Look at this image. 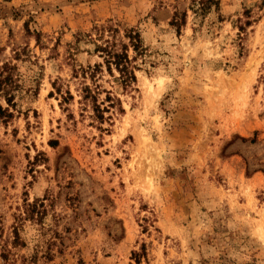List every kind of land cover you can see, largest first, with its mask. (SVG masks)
Segmentation results:
<instances>
[{
    "label": "rangeland",
    "instance_id": "374dc122",
    "mask_svg": "<svg viewBox=\"0 0 264 264\" xmlns=\"http://www.w3.org/2000/svg\"><path fill=\"white\" fill-rule=\"evenodd\" d=\"M198 1L0 0V264H264V0ZM109 25L144 54L97 121L73 71Z\"/></svg>",
    "mask_w": 264,
    "mask_h": 264
},
{
    "label": "trees",
    "instance_id": "16d2710c",
    "mask_svg": "<svg viewBox=\"0 0 264 264\" xmlns=\"http://www.w3.org/2000/svg\"><path fill=\"white\" fill-rule=\"evenodd\" d=\"M195 5H192V11L194 14L204 15L207 11L211 9V6H214V9L218 10V1L216 0H199ZM185 21L184 13L180 16L179 13H174L172 21L170 25L174 26L177 30L183 25ZM94 31L96 32L97 38L91 40L93 43V54L99 55L103 59L102 64H94L93 66H87L85 68L79 66L78 69H75L74 78L81 79V93L82 100L88 101L91 103L92 111L94 113V118L97 121H103L105 118L104 114L109 113V110L113 108L115 100L110 96L109 92L106 93V98L104 101H99V87L96 84L98 76L102 73V66L105 67L106 72L110 76H114L112 71L114 70L118 77L114 78L116 82H118L124 90H127L131 87L132 84L136 82V77L134 72L138 70V67L134 65L137 58L143 56L144 48L141 45L140 34L133 30H126L124 38L127 39V43H124L116 38L119 33L118 29L109 26L102 27H94ZM105 33L107 34V38H104ZM99 42V43H98ZM132 50L134 53L133 57H129V50ZM13 68L8 64H4L2 70L0 71V97H3L8 107H13V94L11 93V87L13 83L12 77ZM90 80L92 85H94V89L90 88L85 81ZM55 90L57 93L61 92V84L55 82L54 83ZM61 94V93H60ZM66 96H62V101L64 103L67 100H72V96L69 91L65 92ZM108 102L109 105L104 106V102ZM11 117V113H9L8 108H2L0 105V118L7 119ZM107 119H110L109 117ZM141 254H134L135 262L138 264L140 260Z\"/></svg>",
    "mask_w": 264,
    "mask_h": 264
}]
</instances>
